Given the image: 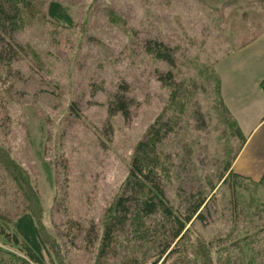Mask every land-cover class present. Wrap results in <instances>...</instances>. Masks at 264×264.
Here are the masks:
<instances>
[{
    "label": "rangeland",
    "instance_id": "374dc122",
    "mask_svg": "<svg viewBox=\"0 0 264 264\" xmlns=\"http://www.w3.org/2000/svg\"><path fill=\"white\" fill-rule=\"evenodd\" d=\"M48 1L31 2L14 33L26 55L0 62V150L25 178L17 186L0 164V209L12 215L30 206L48 264H94L98 242L91 239L136 143L157 116L173 115L176 129L160 143L178 166L168 195L177 202L203 186L214 198L169 264H264V229L254 244L232 245L252 227L240 220L224 170L248 136L242 142L235 135L233 119L240 123L228 106L222 110L216 91L221 62L264 32V0H60L72 27L49 18ZM150 38L175 50L174 66L146 52ZM257 64L264 72V58ZM170 69L173 84L159 77ZM121 84L128 117L108 112ZM178 87L188 94L175 98ZM259 219L264 225V212ZM0 246L18 253L2 236Z\"/></svg>",
    "mask_w": 264,
    "mask_h": 264
},
{
    "label": "trees",
    "instance_id": "16d2710c",
    "mask_svg": "<svg viewBox=\"0 0 264 264\" xmlns=\"http://www.w3.org/2000/svg\"><path fill=\"white\" fill-rule=\"evenodd\" d=\"M33 1L0 0V62L8 63L28 52L25 45L14 40V33L21 28L26 8ZM46 13L57 24L67 27L75 25L69 7L60 0H49ZM143 46L155 58L165 60L170 66L175 65V50L163 41L150 38ZM159 77L168 83H175L171 69ZM216 82L218 103L222 105L223 111L229 112L222 96L219 74ZM121 86L122 89L116 91L109 100L108 112H121L128 117L131 101L126 97V85ZM260 88L264 92V76L260 80ZM182 94H188L187 88L184 91L180 87L176 88L175 98ZM197 115L202 116L198 112ZM176 118L170 115L163 119L160 114L136 143L121 189L113 199L100 230L91 239L92 243L98 242L94 264H111L110 260H117V257V263L120 264H169L168 259L179 251L180 244L192 232L194 221H205L207 218L205 209L209 207L214 195L209 194L205 187L199 186L188 193L183 192L184 195L177 202L167 192V184L173 177L178 178V166L171 154L160 149V143L176 129ZM233 124L236 127L235 135L243 142L245 135L241 127L235 119ZM2 152L0 150V164L4 165L3 169L19 186L21 181H25L24 174L16 163L7 161ZM232 164V161L226 164L224 182L232 188L231 196L237 200L244 227H252L250 233L237 238L238 241H232V245L248 238H254V244L255 236L258 237L260 229H264V225L259 223L264 212V172L256 182L235 171ZM242 189L248 191L247 196ZM259 190L263 191L259 194ZM259 225L262 227L257 228ZM0 236L18 250L17 253L0 246V264H48L52 259L47 240L30 206L26 204L12 215L0 209Z\"/></svg>",
    "mask_w": 264,
    "mask_h": 264
},
{
    "label": "crops",
    "instance_id": "0c3cea01",
    "mask_svg": "<svg viewBox=\"0 0 264 264\" xmlns=\"http://www.w3.org/2000/svg\"><path fill=\"white\" fill-rule=\"evenodd\" d=\"M260 58H264V32L219 65L223 99L248 136L233 168L253 178L264 172V92L260 88L264 72L257 64Z\"/></svg>",
    "mask_w": 264,
    "mask_h": 264
}]
</instances>
